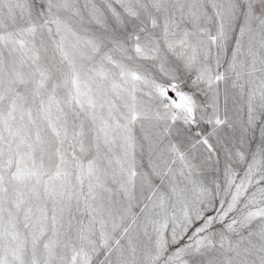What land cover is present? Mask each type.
<instances>
[{"label":"snow or ice","instance_id":"obj_1","mask_svg":"<svg viewBox=\"0 0 264 264\" xmlns=\"http://www.w3.org/2000/svg\"><path fill=\"white\" fill-rule=\"evenodd\" d=\"M0 264H264V0H0Z\"/></svg>","mask_w":264,"mask_h":264}]
</instances>
